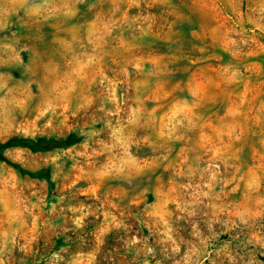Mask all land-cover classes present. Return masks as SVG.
Segmentation results:
<instances>
[{
  "label": "rangeland",
  "instance_id": "1",
  "mask_svg": "<svg viewBox=\"0 0 264 264\" xmlns=\"http://www.w3.org/2000/svg\"><path fill=\"white\" fill-rule=\"evenodd\" d=\"M70 134L4 152L0 264H264V0H0V142Z\"/></svg>",
  "mask_w": 264,
  "mask_h": 264
},
{
  "label": "trees",
  "instance_id": "2",
  "mask_svg": "<svg viewBox=\"0 0 264 264\" xmlns=\"http://www.w3.org/2000/svg\"><path fill=\"white\" fill-rule=\"evenodd\" d=\"M77 140L76 134H70L65 139H57V138H47V137H38V138H30V137H12L7 139L6 141L0 142V160L8 161L5 157L4 152L13 147H26L31 149L32 151H47L55 147L71 145ZM11 163V162H9ZM12 165L20 172L29 174L33 177H39L47 173V170H28L22 167L18 163H12Z\"/></svg>",
  "mask_w": 264,
  "mask_h": 264
}]
</instances>
